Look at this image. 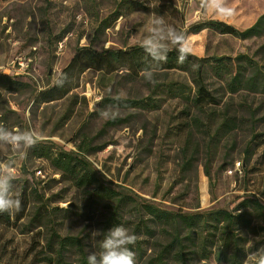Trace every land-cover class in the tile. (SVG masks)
Here are the masks:
<instances>
[{
  "label": "rangeland",
  "instance_id": "rangeland-1",
  "mask_svg": "<svg viewBox=\"0 0 264 264\" xmlns=\"http://www.w3.org/2000/svg\"><path fill=\"white\" fill-rule=\"evenodd\" d=\"M226 2L234 10L230 16L204 9L201 0H0V124L40 135L30 148L0 152V159L15 160L13 183L22 201L14 216L0 215L1 263L55 264L48 247L53 229L80 236L89 255L99 251L102 239L93 232L120 224L137 232L138 243L129 247L136 264H145L169 240L154 225L148 205L181 213L236 211L248 198L264 205V36L241 39L205 26L218 20L247 29L264 14V0ZM159 16L186 35L191 54L213 62L231 58L230 70L208 65L205 73L218 103L200 111L167 92L165 86L175 82L196 94L192 75L183 70L156 72L154 84L128 71L89 69L81 76L76 71L65 97L48 101L41 94L54 87L79 48L141 45ZM239 56L245 57L238 61ZM248 59L261 70V81L234 92L227 82L239 63L251 76ZM4 75L17 83H5ZM118 94L136 100L153 96L159 103L119 106V122L108 125L113 119L102 118L100 109ZM62 151L85 156L102 183L80 185L58 168L54 159ZM100 184L123 200L117 222L110 220L117 201L97 195ZM252 224L264 226V219L254 217ZM257 237L253 247L250 240ZM261 245L264 230L249 233L247 264H257L253 253ZM67 255L77 264L75 249ZM194 264L225 263L212 256Z\"/></svg>",
  "mask_w": 264,
  "mask_h": 264
},
{
  "label": "trees",
  "instance_id": "trees-1",
  "mask_svg": "<svg viewBox=\"0 0 264 264\" xmlns=\"http://www.w3.org/2000/svg\"><path fill=\"white\" fill-rule=\"evenodd\" d=\"M205 24L206 27L220 33L230 34L241 39L264 36V14L259 17L253 26L244 30L218 20H211ZM262 47L264 48V45ZM241 57L245 56H239L236 60L239 61ZM211 59L214 62L210 61L209 58H199L191 54L181 64L177 63V52L173 50L168 54L167 62L162 63L156 72L183 70L190 73L193 83L197 87L194 96L188 93L186 86L179 83L177 86L175 82H169L170 84L165 86V90L174 97H181L186 101H190L200 111H205L206 105L218 103L217 97L206 87L205 73L208 65L218 66V69L220 66L231 69L229 64H226V61L231 58L215 57ZM150 63V58L140 45L127 49L109 48L104 50L84 46L79 48L75 57L62 72L68 77V83L62 88L54 86L41 94L45 95L48 101L65 97L74 88L72 76L76 71H79L80 76L89 69H96L104 73L128 71V73L139 76L141 70L148 67ZM248 63L252 66L253 73L251 76H246V66L239 63L237 64L236 74L227 82L234 92L247 84L250 87H257L261 81V70L254 66L255 61L248 59ZM233 65L236 66L235 63ZM221 72L219 73L224 76ZM2 81L10 85L17 83L7 75L2 76ZM159 87H156L155 90ZM106 100L112 104L116 102L115 98H107ZM141 103L144 106H157L159 102L153 96L140 100L123 98L119 102V106L128 108ZM117 122H119V119H113L108 122V125ZM105 147L103 146L102 149ZM54 163L58 168L70 174L80 185L91 186L96 182L102 183L96 172L93 171L92 163L85 156L78 155L75 152L62 151L54 159ZM94 191L97 195H107L111 199H116L117 206L110 220L117 222L123 200L118 197L116 192L104 188L103 184L96 187ZM146 207L150 215L153 216L154 225L160 226L161 231L169 240L160 243L155 249V254L145 264H194L195 259L199 258V261H203L210 259L212 256L220 263L243 264L248 255L245 247L248 243L249 233H257L259 229L264 230V226L252 224L254 217L264 219V205L259 199L248 198L243 200L237 206L236 211L217 209L206 212L181 213L163 210L153 205ZM146 227L147 230H153L148 224ZM139 228L138 226L137 229ZM134 234L138 237L137 232ZM138 240L139 238L136 241L137 243ZM48 247L53 254L50 256V260L55 264H72L67 260V253L73 249L79 253L77 264H87L89 255L80 236H63L53 229ZM0 264L3 263L0 262Z\"/></svg>",
  "mask_w": 264,
  "mask_h": 264
},
{
  "label": "clouds",
  "instance_id": "clouds-1",
  "mask_svg": "<svg viewBox=\"0 0 264 264\" xmlns=\"http://www.w3.org/2000/svg\"><path fill=\"white\" fill-rule=\"evenodd\" d=\"M204 9H211L220 15H232L226 0H201ZM141 48L150 58L148 67L141 70V75L148 83H155V73L162 63H166L168 54L177 52V63H184L191 55L186 35L178 31L174 26L165 22L163 16L153 20L152 27L143 37ZM194 67H196L194 65ZM55 87H64L68 83V77L64 74L54 78ZM123 94L115 97V103L100 109V116L107 119H116L119 115V102L123 100ZM40 140V135L32 128L21 130L20 128H8L0 124V152L14 151L30 148ZM15 160L0 159V214L7 213L14 216L21 211L22 201L20 192L14 186ZM93 234H102L99 242V251L92 252L87 258V264H136L135 253L129 247L135 245L138 237L129 232L123 225H116L107 232L95 231ZM261 239L257 237L250 240L253 247ZM253 255L259 259L257 264H264V245L257 248ZM247 264V258L244 262Z\"/></svg>",
  "mask_w": 264,
  "mask_h": 264
}]
</instances>
